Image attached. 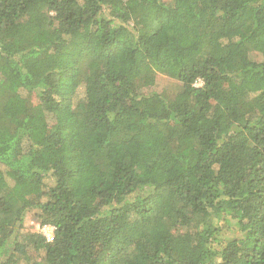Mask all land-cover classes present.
<instances>
[{
  "label": "trees",
  "instance_id": "obj_1",
  "mask_svg": "<svg viewBox=\"0 0 264 264\" xmlns=\"http://www.w3.org/2000/svg\"><path fill=\"white\" fill-rule=\"evenodd\" d=\"M0 264H264V0H0Z\"/></svg>",
  "mask_w": 264,
  "mask_h": 264
},
{
  "label": "rangeland",
  "instance_id": "obj_2",
  "mask_svg": "<svg viewBox=\"0 0 264 264\" xmlns=\"http://www.w3.org/2000/svg\"><path fill=\"white\" fill-rule=\"evenodd\" d=\"M179 82L171 77H167L162 74H156L155 82L152 87L153 90L159 91L168 95L169 97L173 96V94L179 89ZM31 219V215L28 214L24 218V227L29 229V221ZM32 229V228H31Z\"/></svg>",
  "mask_w": 264,
  "mask_h": 264
},
{
  "label": "built area",
  "instance_id": "obj_3",
  "mask_svg": "<svg viewBox=\"0 0 264 264\" xmlns=\"http://www.w3.org/2000/svg\"><path fill=\"white\" fill-rule=\"evenodd\" d=\"M200 82H197L195 85H200ZM32 230H35L39 233H41L47 241H51L54 236V227L52 225L44 224V225H36L35 228Z\"/></svg>",
  "mask_w": 264,
  "mask_h": 264
}]
</instances>
